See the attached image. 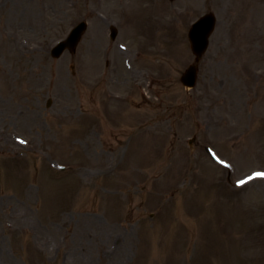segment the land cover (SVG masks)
<instances>
[{
    "label": "rangeland",
    "instance_id": "1",
    "mask_svg": "<svg viewBox=\"0 0 264 264\" xmlns=\"http://www.w3.org/2000/svg\"><path fill=\"white\" fill-rule=\"evenodd\" d=\"M258 173L264 0H0V264H264Z\"/></svg>",
    "mask_w": 264,
    "mask_h": 264
},
{
    "label": "water",
    "instance_id": "2",
    "mask_svg": "<svg viewBox=\"0 0 264 264\" xmlns=\"http://www.w3.org/2000/svg\"><path fill=\"white\" fill-rule=\"evenodd\" d=\"M173 1V0H172ZM216 25V18L213 14H208L202 19H200L191 29L189 37L191 41V46L194 54L197 57V62L201 60L203 55L208 49L209 46V38L213 33ZM87 30V24L81 23L77 27H75L68 39L62 43H60L53 50V57L59 58L66 50L70 52H74ZM116 36V31L113 29L112 31V39ZM197 73L198 68L196 66H191L183 75L182 82L186 87L193 88L197 82Z\"/></svg>",
    "mask_w": 264,
    "mask_h": 264
},
{
    "label": "snow or ice",
    "instance_id": "3",
    "mask_svg": "<svg viewBox=\"0 0 264 264\" xmlns=\"http://www.w3.org/2000/svg\"><path fill=\"white\" fill-rule=\"evenodd\" d=\"M257 175L260 176V175H264V174H259V173H258Z\"/></svg>",
    "mask_w": 264,
    "mask_h": 264
}]
</instances>
